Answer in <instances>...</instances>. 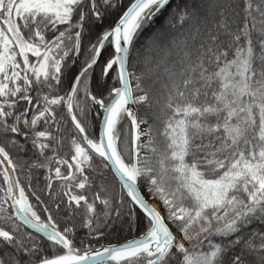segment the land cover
Segmentation results:
<instances>
[{
	"label": "snow or ice",
	"instance_id": "snow-or-ice-1",
	"mask_svg": "<svg viewBox=\"0 0 264 264\" xmlns=\"http://www.w3.org/2000/svg\"><path fill=\"white\" fill-rule=\"evenodd\" d=\"M0 264H264V0H0Z\"/></svg>",
	"mask_w": 264,
	"mask_h": 264
},
{
	"label": "trees",
	"instance_id": "trees-1",
	"mask_svg": "<svg viewBox=\"0 0 264 264\" xmlns=\"http://www.w3.org/2000/svg\"><path fill=\"white\" fill-rule=\"evenodd\" d=\"M125 2L127 3L128 2V0H125ZM157 26H158V24H157ZM66 150V149H65ZM43 172V170L42 169H37V170H34L33 172H32V179H33V183L34 184H39L40 186H42L43 185V182H44V177H43V175L41 174ZM25 175L26 174H21V179H22V181L23 180H25ZM77 226L79 227V221H77ZM125 235H128L127 233H125ZM128 238H131V235H128Z\"/></svg>",
	"mask_w": 264,
	"mask_h": 264
},
{
	"label": "rangeland",
	"instance_id": "rangeland-1",
	"mask_svg": "<svg viewBox=\"0 0 264 264\" xmlns=\"http://www.w3.org/2000/svg\"><path fill=\"white\" fill-rule=\"evenodd\" d=\"M135 85L133 84V87H134Z\"/></svg>",
	"mask_w": 264,
	"mask_h": 264
}]
</instances>
